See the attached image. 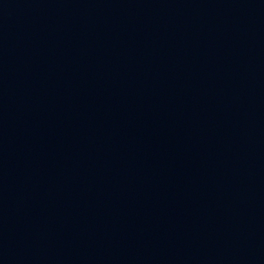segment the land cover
Wrapping results in <instances>:
<instances>
[{
    "label": "water",
    "instance_id": "water-1",
    "mask_svg": "<svg viewBox=\"0 0 264 264\" xmlns=\"http://www.w3.org/2000/svg\"><path fill=\"white\" fill-rule=\"evenodd\" d=\"M0 264H264V0H0Z\"/></svg>",
    "mask_w": 264,
    "mask_h": 264
}]
</instances>
